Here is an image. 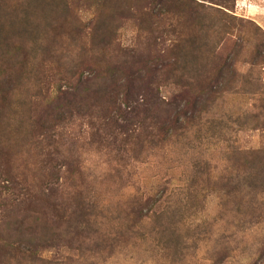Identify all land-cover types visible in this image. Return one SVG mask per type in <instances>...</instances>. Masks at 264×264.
Returning a JSON list of instances; mask_svg holds the SVG:
<instances>
[{"label":"rangeland","instance_id":"rangeland-1","mask_svg":"<svg viewBox=\"0 0 264 264\" xmlns=\"http://www.w3.org/2000/svg\"><path fill=\"white\" fill-rule=\"evenodd\" d=\"M11 181V264H264V0H0Z\"/></svg>","mask_w":264,"mask_h":264},{"label":"trees","instance_id":"trees-1","mask_svg":"<svg viewBox=\"0 0 264 264\" xmlns=\"http://www.w3.org/2000/svg\"><path fill=\"white\" fill-rule=\"evenodd\" d=\"M185 3L190 2L192 0H181ZM57 102L61 101H66V98H58L56 99ZM51 106V105H50ZM186 117V116H185ZM41 128H44L43 125H41ZM51 127L48 126L46 130L50 129ZM30 129V128H29ZM54 137V136H53ZM44 140V139H43ZM51 137L48 138V141H51ZM52 145V144H50ZM73 172H70L69 175L72 179L76 178L81 181V177L83 174L80 172V174H72ZM53 175V174H51ZM49 175V176H51ZM53 178V176L51 177ZM7 181V180H6ZM13 188H12V197L14 201H19V204L16 205L15 209L13 211H9V213L6 215L5 220L0 222V258L4 260L6 264H11V261L15 259L16 256H21L22 258L26 257H32L33 255H29L30 249L29 244H24V232L26 225L29 222V218L31 217V214L34 213L32 206L37 203L35 198L29 194L25 193L23 194L22 192H19V190H14L18 189V184L12 183ZM21 191V190H20ZM18 192V193H17ZM54 192V191H51ZM53 193H51L52 196ZM24 195L26 196L25 198ZM79 196V199H78ZM82 196V197H81ZM189 199H192L194 195H192V192H188ZM73 199V198H72ZM87 199V197H86ZM85 197L83 196L82 190L77 192L75 194V200L76 203H74V210L72 212V216H76L78 219H84L86 218L88 224L90 223V218L91 215L89 213V209L94 206V204H90L89 202H85ZM91 205V206H90ZM90 206V208H89ZM40 207V206H39ZM165 216L164 214L159 216V220L161 218L163 219ZM162 222V221H161ZM83 223V222H81ZM81 226V224H80ZM82 227V226H81ZM80 229V228H79ZM77 229V230H79ZM13 254H16L15 256ZM38 261V258L34 256L33 259L30 260V263H35Z\"/></svg>","mask_w":264,"mask_h":264}]
</instances>
